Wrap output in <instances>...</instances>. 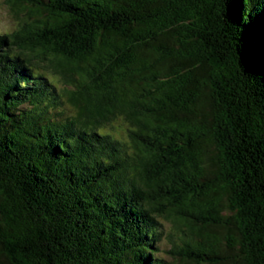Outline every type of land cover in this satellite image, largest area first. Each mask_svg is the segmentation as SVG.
Here are the masks:
<instances>
[{
  "label": "trees",
  "instance_id": "16d2710c",
  "mask_svg": "<svg viewBox=\"0 0 264 264\" xmlns=\"http://www.w3.org/2000/svg\"><path fill=\"white\" fill-rule=\"evenodd\" d=\"M0 264H264V0H4Z\"/></svg>",
  "mask_w": 264,
  "mask_h": 264
},
{
  "label": "rangeland",
  "instance_id": "374dc122",
  "mask_svg": "<svg viewBox=\"0 0 264 264\" xmlns=\"http://www.w3.org/2000/svg\"><path fill=\"white\" fill-rule=\"evenodd\" d=\"M10 22H13V19L10 17L7 7L4 4V0H0V29H9L7 28V25L12 27V23Z\"/></svg>",
  "mask_w": 264,
  "mask_h": 264
}]
</instances>
